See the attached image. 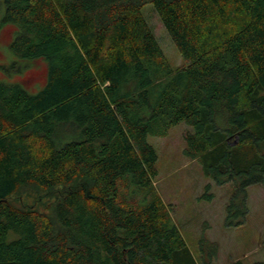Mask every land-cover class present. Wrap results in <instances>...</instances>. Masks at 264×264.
Wrapping results in <instances>:
<instances>
[{
  "label": "trees",
  "instance_id": "1",
  "mask_svg": "<svg viewBox=\"0 0 264 264\" xmlns=\"http://www.w3.org/2000/svg\"><path fill=\"white\" fill-rule=\"evenodd\" d=\"M7 23L0 68L41 59L47 79L0 80V264H211L218 243L197 260L156 191L147 136L187 124L184 154L234 184L226 224L246 214V187L264 184V0H0ZM29 183L62 187L51 213L11 203Z\"/></svg>",
  "mask_w": 264,
  "mask_h": 264
},
{
  "label": "rangeland",
  "instance_id": "2",
  "mask_svg": "<svg viewBox=\"0 0 264 264\" xmlns=\"http://www.w3.org/2000/svg\"><path fill=\"white\" fill-rule=\"evenodd\" d=\"M141 11L167 62L172 68L182 66L184 60L152 5H144ZM13 31L14 27L9 23L0 26V67L15 59L8 48ZM46 79L47 67L41 59L29 61L20 73L8 75L0 68V80L19 81L31 92L41 88ZM189 130L187 124L180 122L165 136H147L157 155L155 189L180 234L197 260L201 255L199 242L203 244L202 239L206 238L218 243L217 255L211 264H230L239 259L244 264L264 262V184L246 187L247 212L232 218L236 224L227 225L226 207L235 191L234 184H216L203 173L197 159L184 154L185 133ZM206 185L209 186L206 188ZM62 191V187L44 189L29 183L19 186L9 200L15 206L51 213L52 205ZM235 202L240 203L238 198Z\"/></svg>",
  "mask_w": 264,
  "mask_h": 264
}]
</instances>
